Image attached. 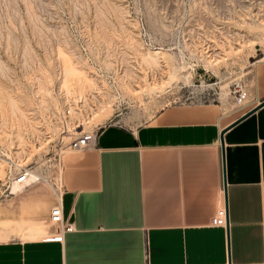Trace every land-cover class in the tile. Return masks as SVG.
<instances>
[{
  "label": "rangeland",
  "instance_id": "1",
  "mask_svg": "<svg viewBox=\"0 0 264 264\" xmlns=\"http://www.w3.org/2000/svg\"><path fill=\"white\" fill-rule=\"evenodd\" d=\"M263 57L264 0H0V209L21 197L10 194L11 163L59 183L53 157L78 153L67 146L82 129L135 127L170 106L244 114L259 102L249 90ZM101 98L109 108L76 129ZM43 179L33 187L55 198Z\"/></svg>",
  "mask_w": 264,
  "mask_h": 264
},
{
  "label": "crops",
  "instance_id": "2",
  "mask_svg": "<svg viewBox=\"0 0 264 264\" xmlns=\"http://www.w3.org/2000/svg\"><path fill=\"white\" fill-rule=\"evenodd\" d=\"M253 84L257 106L264 63ZM235 114L170 106L135 127L104 125L93 148L60 160L71 230L45 241L56 198L36 184L11 194L21 197L0 209V264H264V106L233 125ZM226 205L228 225L211 226Z\"/></svg>",
  "mask_w": 264,
  "mask_h": 264
},
{
  "label": "built area",
  "instance_id": "3",
  "mask_svg": "<svg viewBox=\"0 0 264 264\" xmlns=\"http://www.w3.org/2000/svg\"><path fill=\"white\" fill-rule=\"evenodd\" d=\"M231 94H232L234 103L240 109H245L246 107H248L251 104V102L249 104H247L249 96H248L247 90L243 86H241L239 84H235L232 87ZM248 111H246V112H248ZM67 114H69V111H66L64 113V115H67ZM98 130L87 131V132L82 131L78 135V137L73 139L68 144L67 148L71 149L73 151H76V152L85 151V150L93 148L97 142ZM63 152L64 151L59 149V152L56 155L57 158L53 157V161H54V163L52 164L53 168L56 165L60 166V160L62 158ZM9 167H10V169L8 170L9 171L8 172V179H10L11 183L16 181L17 183L23 185L24 189L32 186L33 184L39 183L43 179V177L38 176L35 183H28V176L34 172L33 168L21 167V166L15 165L13 163H11ZM54 189L56 192V195H55L56 202L51 207V209L49 211V217H48V223H49L48 228L54 229L53 230L54 234L45 237L44 238L45 241H61L63 233L71 230L70 226L64 221V218H63L60 183L58 185L57 184L54 185ZM210 225L213 227H223V228L226 227V225H227V211H226L225 207H220L217 209L214 217L212 218V220L210 222Z\"/></svg>",
  "mask_w": 264,
  "mask_h": 264
},
{
  "label": "bare ground",
  "instance_id": "4",
  "mask_svg": "<svg viewBox=\"0 0 264 264\" xmlns=\"http://www.w3.org/2000/svg\"><path fill=\"white\" fill-rule=\"evenodd\" d=\"M258 62H264V57L263 58H261ZM69 72H74V68L73 67H66V69H65V73L64 74H67V73H69ZM108 99V98H107ZM103 99L101 98V101H102ZM106 107H108L109 108V104L108 103H106V102H103L102 101V105H100V106H98V107H95V112L92 114V115H88V116H86V117H83V118H81L80 120H77V121H79L77 124L76 123H72L73 124V126L76 128V129H79V128H81V126H82V124L84 123V122H87V120H88V122H91L92 120H93V118L94 117H97L98 116V114H100L101 112H103V110L106 108ZM70 112V111H69ZM93 117V118H92ZM73 130H75L74 128H72ZM76 131V130H75ZM82 131H84L83 129L79 132V133H76L77 135H79ZM32 145V144H31ZM34 145V144H33ZM35 148V147H34ZM32 149V148H31ZM30 149V150H31ZM29 150V151H30ZM31 152V151H30ZM60 167V166H59ZM60 169V168H59ZM38 176H40V175H38V174H36L35 172H33V173H31L29 176H28V183H35V181L37 180V178H38ZM44 180V179H43ZM56 179L54 178V181H55ZM56 184H59V183H52V188H53V190L55 191V189H54V185H56ZM22 189H24L23 188V185H21V184H19V183H17L16 181H14V182H12L11 183V186H10V194H18ZM55 194H56V192H55Z\"/></svg>",
  "mask_w": 264,
  "mask_h": 264
},
{
  "label": "water",
  "instance_id": "5",
  "mask_svg": "<svg viewBox=\"0 0 264 264\" xmlns=\"http://www.w3.org/2000/svg\"><path fill=\"white\" fill-rule=\"evenodd\" d=\"M262 106H264V100L261 102V103H259L257 106H255V107H253L251 110H249L248 112H246L245 114H243L239 119H237L234 123H233V125H235V124H237V123H239L240 121H242V120H244L245 118H247L248 116H250L251 114H253L254 112H256L259 108H261ZM232 126V125H231ZM225 131H223L222 133H221V135H220V141H221V143H222V135H223V133H224ZM225 208H226V211H227V205L225 206ZM227 225H228V217H227ZM226 225V226H227Z\"/></svg>",
  "mask_w": 264,
  "mask_h": 264
}]
</instances>
